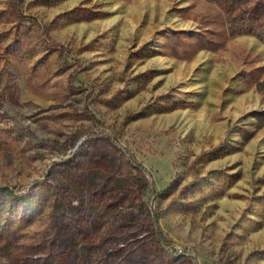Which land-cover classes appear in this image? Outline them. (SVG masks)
Instances as JSON below:
<instances>
[{
    "label": "rangeland",
    "instance_id": "obj_1",
    "mask_svg": "<svg viewBox=\"0 0 264 264\" xmlns=\"http://www.w3.org/2000/svg\"><path fill=\"white\" fill-rule=\"evenodd\" d=\"M0 264H264V0H0Z\"/></svg>",
    "mask_w": 264,
    "mask_h": 264
}]
</instances>
